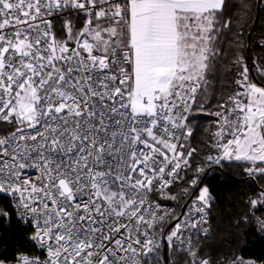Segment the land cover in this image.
<instances>
[{"label":"snow or ice","instance_id":"1","mask_svg":"<svg viewBox=\"0 0 264 264\" xmlns=\"http://www.w3.org/2000/svg\"><path fill=\"white\" fill-rule=\"evenodd\" d=\"M252 8L0 0V225L20 237L9 255L0 234V264H264L242 255L250 232L264 238V183L221 251L202 180L239 162L264 182V86L239 51ZM221 65L236 68L237 88L207 105ZM194 113L216 118L202 157L190 145Z\"/></svg>","mask_w":264,"mask_h":264},{"label":"trees","instance_id":"2","mask_svg":"<svg viewBox=\"0 0 264 264\" xmlns=\"http://www.w3.org/2000/svg\"><path fill=\"white\" fill-rule=\"evenodd\" d=\"M252 19L249 26L245 28L244 43L246 47L239 49L245 58V63L250 68V76L255 77V81L264 86V78L260 77L255 71L253 61L264 65V5L257 6L255 0H252ZM251 32L249 35L248 33ZM237 51L234 47L227 48L228 55L225 57V63L234 58V53ZM236 68L233 67L230 72H225L221 65L215 77H210L214 81L210 88L214 87L215 92L209 94L207 105L215 103L220 96L221 87H228L229 93L235 91L237 86L234 83ZM228 79L231 83L229 85H221L220 78ZM227 93H225L226 95ZM209 111H214V108L209 107ZM191 120V127L193 129V136L190 138V145L198 149V155L203 156L204 153L212 152L207 146L211 139L210 133L215 129V124L212 123L216 118L204 113H194L189 118ZM239 162H233L231 166H226L215 172L214 175L205 174L202 180L209 187L210 192L215 197L214 207L210 211L209 227L212 229V236L216 239L215 247L221 251L227 250L228 245L225 241L229 237L223 233L227 232L230 227V221L233 217L240 216L245 210L242 205L246 204L247 197H255L257 187L264 182L253 181L243 174L242 166H237ZM209 173L212 169L207 170ZM234 173H240L232 179L225 180V177H231ZM178 186H174L173 191H179ZM162 204L174 205L173 201H160ZM0 234L4 236L7 244L8 254L11 255L13 241L18 240L19 231L15 224L10 230L4 231L3 225H0ZM246 247L242 251L245 258H255L264 261V238H262L256 231H252L247 236L245 241Z\"/></svg>","mask_w":264,"mask_h":264},{"label":"built area","instance_id":"3","mask_svg":"<svg viewBox=\"0 0 264 264\" xmlns=\"http://www.w3.org/2000/svg\"><path fill=\"white\" fill-rule=\"evenodd\" d=\"M162 204V203H161ZM162 205H167V204H162ZM169 206V205H168ZM209 222H210V216H209ZM205 227H209V225H205Z\"/></svg>","mask_w":264,"mask_h":264},{"label":"rangeland","instance_id":"4","mask_svg":"<svg viewBox=\"0 0 264 264\" xmlns=\"http://www.w3.org/2000/svg\"><path fill=\"white\" fill-rule=\"evenodd\" d=\"M258 86H262V85H259V84H258ZM179 191H180V190H179ZM167 205H169V204H167ZM169 206H171V205H169Z\"/></svg>","mask_w":264,"mask_h":264}]
</instances>
